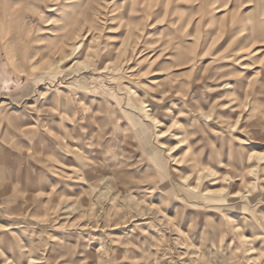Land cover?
<instances>
[{"label": "rangeland", "instance_id": "1", "mask_svg": "<svg viewBox=\"0 0 264 264\" xmlns=\"http://www.w3.org/2000/svg\"><path fill=\"white\" fill-rule=\"evenodd\" d=\"M0 264H264V0H0Z\"/></svg>", "mask_w": 264, "mask_h": 264}]
</instances>
